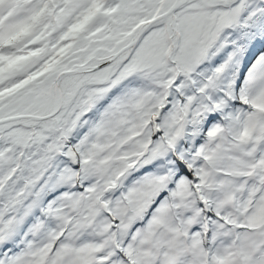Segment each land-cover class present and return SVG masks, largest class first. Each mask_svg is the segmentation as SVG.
I'll return each mask as SVG.
<instances>
[{
  "label": "snow or ice",
  "instance_id": "snow-or-ice-1",
  "mask_svg": "<svg viewBox=\"0 0 264 264\" xmlns=\"http://www.w3.org/2000/svg\"><path fill=\"white\" fill-rule=\"evenodd\" d=\"M0 264H264V0H0Z\"/></svg>",
  "mask_w": 264,
  "mask_h": 264
}]
</instances>
